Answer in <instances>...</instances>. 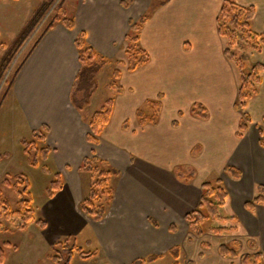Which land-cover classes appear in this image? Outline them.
<instances>
[{"label":"crops","instance_id":"obj_1","mask_svg":"<svg viewBox=\"0 0 264 264\" xmlns=\"http://www.w3.org/2000/svg\"><path fill=\"white\" fill-rule=\"evenodd\" d=\"M223 1L167 0L154 5L153 0H79L72 16L74 28H67L63 19L56 20L19 68L13 84L15 100L32 133L48 126L46 142L52 149L49 156L60 153L58 161L72 169L67 174L75 183L71 186L80 197L79 207L84 198L80 193L83 184L75 178L86 157L94 152L120 171L112 177L118 178V182L104 218L93 220L99 239L98 248L93 250L98 251L101 264H131L152 254L160 255V260L174 248L179 249L180 258L184 256L192 264H237L220 253V245L213 252L190 235L185 215L197 208L204 181L183 184L174 177L173 167L158 158L143 156L173 148L179 154L187 149L204 152L205 146L200 141L207 143L206 139L194 138L193 132L201 122L209 120V114L207 118L189 116L183 124L175 118L171 127L165 125L161 108V117L155 124L140 125L138 119L136 126H129L126 121V113L137 116L140 105L158 99L159 95L162 107L166 99L173 102L188 95L206 106L211 96L224 108L233 101L234 108L237 85L231 89L236 93L227 100V89L235 78L231 75L232 62L224 54V38L217 28ZM234 1L254 6V30L264 34V0ZM145 13H149V19L141 30L140 43L150 59L132 72L117 67L121 72L118 81L124 90L116 93L111 88L114 105L110 122L98 143L92 144L87 139L91 115L84 117L83 110L96 96L92 94L85 108L72 101L74 84L82 68L76 38L84 33L96 52L110 61L124 60L130 20ZM111 82L106 83L107 87ZM109 98H103L101 107ZM234 131L240 141L236 147L241 156L232 157L225 165L242 171L238 185L241 193L246 192L240 211L234 215L237 230L247 237L251 249L264 251V205L257 204L253 211L245 207L255 195L254 187L264 185V181L253 177V173L264 168V158L255 148L264 149L259 141L256 144L253 140V150L247 145V133L238 137L236 128ZM192 240L194 244L190 243Z\"/></svg>","mask_w":264,"mask_h":264},{"label":"rangeland","instance_id":"obj_2","mask_svg":"<svg viewBox=\"0 0 264 264\" xmlns=\"http://www.w3.org/2000/svg\"><path fill=\"white\" fill-rule=\"evenodd\" d=\"M163 1L167 0H153V4L157 5ZM78 2L79 0H0V190L2 197L15 210L19 197L14 186L22 190L24 185L20 182H23L24 177H26L29 181V192L35 209V221L28 224L25 230L19 228L18 224L21 220L18 217H8L4 212H0V248L3 249L0 264H56L51 259V255L60 253L62 258L66 259L68 250L73 247V243H76L78 247L86 252L99 246L97 244L99 239L94 229L96 226L95 221L80 210L78 205V198L80 197L76 193L77 190H74V187L71 186L75 183L69 180L67 174L72 169H68L58 161L57 156L61 154L48 155L49 158L46 159L41 158L38 154L35 157L38 164L31 165L29 163L22 141H31L35 138L25 122L22 110L13 94L15 77L28 53L38 42L41 35L56 20L66 17L72 19ZM34 17H36V20L25 33L26 27ZM138 19L135 21H138ZM252 28L254 29V22H252ZM233 51L236 59H241L246 70H249L253 63L257 61L264 63V51L261 54L255 53L244 43L235 45ZM118 61H122V64H118ZM237 62L231 63L233 70L231 75H233L235 81L230 84V89H227V100L231 97V94L236 93L231 90L235 84L237 89L240 84V70ZM126 63L127 57L124 60H111L106 64L100 62L101 67L97 72H94L90 67L84 66L81 68L82 70L74 84L73 103L79 106V101H81L85 108L92 94L93 97L96 96L89 107L83 110L84 117L101 110L100 104L104 97H113V90L109 86L107 87L106 83L113 81L115 68L121 66L127 69ZM261 76L262 83L259 85V93L248 100L244 110L234 109L233 101L228 108H224L225 105L218 106L212 96L207 100L208 105L204 106L207 108L209 120L201 122L193 132L194 138L204 137L206 139L207 143L200 141L205 146V148L203 147L204 152L198 153L197 150L187 149L186 152L179 154L173 148L171 149L173 151L169 149L164 153L143 155L158 158L159 161L173 167L174 177L183 184L191 183L195 185L201 180L214 181L220 178L229 192L226 204L220 208L222 216L237 214L246 193L240 192L238 185L240 179H235L224 171L228 160L230 161L232 157L237 158L238 155L241 156L236 147L240 141L234 130L236 128L238 132L244 112H248L251 116V122L248 123L249 130L246 129L242 133V136L246 133L248 135L247 145L254 150L253 140L256 144L261 139L264 140V71ZM94 101L97 102L94 103ZM164 101L162 115L167 126L173 127L170 123L175 118L179 124H183L187 117L196 116L192 112L196 102L188 95L184 100L179 99L171 102L170 99H166ZM138 109L148 116L153 115L154 112L153 104L150 102L140 105ZM178 111H181V114H178ZM126 116L129 126L137 125L138 115L126 113ZM159 116L160 119L161 116ZM168 137L169 135L166 138ZM35 141L38 149L47 145V142ZM261 148L264 149V146ZM255 149H257L259 156L264 158V151H259L258 148ZM33 154L35 156L34 151ZM101 166L106 168L104 165ZM43 167H47L49 171L46 172ZM62 167H65L66 171H63ZM58 172L61 174L63 187L50 196L48 189L55 181ZM192 172L194 174L190 177L189 175ZM77 173L75 179L80 180L78 183L82 182L83 190H80V193L84 194L85 197L94 180L91 173L78 170ZM253 177L256 178L255 180L264 181V168L258 173H253ZM117 182L118 178L111 180L113 189L116 187ZM258 185L264 186L263 184ZM258 185L254 187L255 195L259 194V191H257ZM38 220L45 221L46 226L41 228L37 223ZM212 224L237 225L234 220L219 222L209 218L204 222L205 233L200 237L194 235L189 228L190 235L196 238L197 243H206L203 244L205 249L210 247L211 251L218 250L221 244L237 248V256L231 257L237 264H241V257L244 254L256 251L250 248L252 246L249 241L247 242V237L238 234L237 229L227 233L215 234L208 230ZM177 225L179 228V224ZM68 239H71V242L66 247L63 244H57L58 242L65 243ZM89 239L93 242L92 245L88 244ZM190 243L194 244V240ZM173 261V256L167 253L157 263L152 264H172ZM179 261L181 264H188L189 260L186 261L183 256L179 258ZM70 264L101 263L98 255L83 260L77 253H74Z\"/></svg>","mask_w":264,"mask_h":264},{"label":"trees","instance_id":"obj_3","mask_svg":"<svg viewBox=\"0 0 264 264\" xmlns=\"http://www.w3.org/2000/svg\"><path fill=\"white\" fill-rule=\"evenodd\" d=\"M255 8L252 5L245 6L237 3L234 0H224L217 17V28L219 35L224 38L225 48L224 54L230 62H237L240 70V84L237 89V97L234 103V108L236 110H244L247 106L248 100L259 93V85L262 83V72L264 71V63L257 61L253 63L249 70L244 68L241 59L237 60L233 48L235 45L244 43L248 45L249 49L255 53H261L264 45V34L255 31L252 28V20L255 16ZM149 19V14H143L138 21L130 20V30L126 36V57H127V70L132 72L138 68L144 66L150 59L149 53L142 47L140 43V34L144 24ZM36 17H34L25 29L31 28ZM63 23L67 28H74V21L69 18H63ZM51 24L49 28L52 27ZM76 45L79 51V60L82 64V68L90 67L97 72L101 67L100 62L106 64L110 61L104 55L96 52L94 48L89 45L86 40L84 33H81L76 38ZM5 46V45H4ZM118 64H122V61H118ZM82 70V69H81ZM80 70V71H81ZM80 73V72H79ZM120 70L115 68L113 71V81L109 84V87L114 89L116 93H122L123 87L118 83V78L120 77ZM79 75V74H78ZM153 104V115H146L140 109L137 112L139 124L144 125L147 123L155 124L158 121V116L162 108V96L159 95L158 99L150 100L148 103ZM114 105V98H109L101 110L95 112L88 118V124L90 126V133L87 135V139L92 144H97L99 141V136L109 124L112 110ZM79 106H83V103L79 101ZM192 112L201 118L208 117L207 108L200 102H196L192 109ZM251 122V116L248 112H244L242 115L241 124L237 132L238 136H242L244 130L248 128V123ZM175 124V123H174ZM48 132V126L43 125L41 129L34 130L33 136L35 140H41L46 142V134ZM23 140L24 151L28 155L29 163L31 165H37L38 161L36 156L40 154L41 158L46 159L52 151L51 147L46 145L45 147L38 149L36 141ZM260 144L264 146V140L261 139ZM34 154L32 155V152ZM101 165L106 166L102 168ZM46 172L49 171L47 167H43ZM80 171L91 173L93 177V183L90 186L88 194L83 198L80 203V210L91 217L95 221L102 220L107 211V206L110 204L113 198V188L111 187V179L114 176H118L120 171L112 167L106 160L99 158L94 152L92 156L86 157L83 160V165L80 167ZM224 171L230 174L235 179H240L242 177V171L235 166L227 165ZM193 172L190 173V177L193 176ZM24 185L23 189L20 190L14 186L16 193L19 197L17 202V208L13 210L10 203L2 197L0 190V212H4L5 215L16 216L21 222L18 224L19 228L25 230L31 222L35 221V209L32 205V197L29 192V181L24 177V181L20 182ZM63 182L61 179V174L56 173V179L52 182L51 187L48 189V194L54 195L55 191L62 189ZM202 194L200 197V202L194 210L190 211L185 215V219L188 222L191 232L200 237L205 233L204 222L209 218L213 221L227 222L236 221L235 216H222L220 214V208L226 204L229 197V192L225 188L223 181L218 178L214 181H204L201 185ZM259 194L255 195L251 200L245 203V207L253 211L257 204L264 205V186L258 185ZM38 225L41 228L46 226L45 221L38 220ZM237 224V223H236ZM237 225H215L212 224L208 230L211 233L222 234L228 231H235ZM71 242L68 239L63 244L64 247ZM88 244H91L88 241ZM204 245L206 243H203ZM74 253L78 256L87 260L98 255L97 250H90L88 252L84 251L82 248L78 247L76 243H73V247L68 250V257L66 259L62 258L60 253L51 255V259L56 264H70ZM220 253L224 256L236 257L237 248L230 247L227 244L220 245ZM170 254L173 256L174 261L172 264H181L179 261L180 253L178 248L170 250ZM3 255V249L0 248V263ZM161 256L152 254L146 258H140L133 261L131 264H149L157 261ZM188 264H192L188 261ZM241 264H264V251L256 250L252 253L244 254L241 257Z\"/></svg>","mask_w":264,"mask_h":264}]
</instances>
